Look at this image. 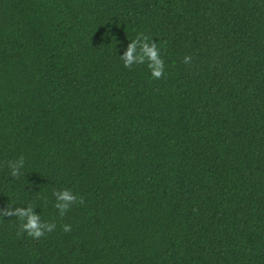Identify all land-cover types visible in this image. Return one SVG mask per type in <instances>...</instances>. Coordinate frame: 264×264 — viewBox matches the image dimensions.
<instances>
[{"label":"trees","instance_id":"16d2710c","mask_svg":"<svg viewBox=\"0 0 264 264\" xmlns=\"http://www.w3.org/2000/svg\"><path fill=\"white\" fill-rule=\"evenodd\" d=\"M8 205L56 228L0 218V264H264V0H0Z\"/></svg>","mask_w":264,"mask_h":264},{"label":"clouds","instance_id":"9594fccd","mask_svg":"<svg viewBox=\"0 0 264 264\" xmlns=\"http://www.w3.org/2000/svg\"><path fill=\"white\" fill-rule=\"evenodd\" d=\"M125 68L131 69L132 66L147 63L151 71L153 79H162L164 77V61L161 58L157 43L149 42V37L144 34H137L135 39L127 44L126 51L120 56ZM191 56H185L184 64L191 63ZM8 166L11 169L12 177H19L21 175L20 169L24 167V158L20 157L18 160L9 162ZM53 195L56 198L55 208L59 211L61 217L65 216L72 205L77 202L83 204L82 197L77 198L71 191L65 189L55 191ZM18 217L21 221L19 234L26 233L29 237L39 240L44 237L46 233H51L55 230L56 224L54 222H43L40 215H37L34 208L29 205L27 207H15L8 205L5 208H0V218L3 217ZM65 233L71 232V225H63Z\"/></svg>","mask_w":264,"mask_h":264}]
</instances>
